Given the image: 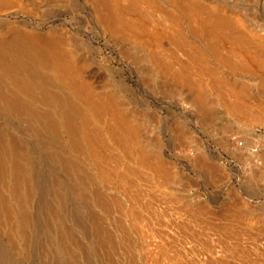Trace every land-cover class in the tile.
Returning <instances> with one entry per match:
<instances>
[{"label":"bare ground","instance_id":"1","mask_svg":"<svg viewBox=\"0 0 264 264\" xmlns=\"http://www.w3.org/2000/svg\"><path fill=\"white\" fill-rule=\"evenodd\" d=\"M92 1L93 9L97 7L100 12L97 17L101 18L104 33L120 44L125 43L129 51L144 48L146 54L140 55L151 62L153 76L168 84L171 93L177 96L175 104L180 109L191 116L200 113L210 119H225L217 120L225 121L223 132L210 136L225 148L229 158L223 157L226 153L223 148L211 150L193 142L186 151V145L181 147L183 144L178 142L175 146L184 148L181 152H163L160 144L150 139V117L131 101L129 94L133 86L124 74L117 84L109 80L98 87L92 79L89 83L84 78L91 60L70 41L73 38L70 39L69 32L54 31L52 38H49L51 34L48 38L46 35L39 38L37 31L29 34L21 25L8 27L5 23V28H0V264H193L192 251V257L188 256L193 260L183 251L189 243V250L191 247L195 250V239V242L191 240L194 246L188 241L184 250L180 247L181 254L179 246L173 247L178 244V238L164 249L172 237L164 239L167 241L163 240L164 245L160 244L162 241L155 243L164 232L160 233L156 225V233L160 234L158 238L154 236L151 244L164 246L163 255L158 249V254L165 256L163 261L162 256L160 260L159 255L150 254L155 248L157 251V246L151 251L149 241H145L146 245L141 241L145 233L149 238L153 236L146 229L147 223L155 225L167 219L164 217L175 221V215L182 217L179 224L191 238L199 237L196 235L199 231L225 232L233 244L226 250L227 244L224 248L221 239L218 243L225 251L214 246L217 242H212L213 233L210 237L220 254L223 251H227V256L228 251L232 254L237 245H244L246 249L252 240L254 245H264V212H259L250 200L252 188L264 182V78L245 79L248 74L256 75L257 64H254L260 53L264 54V0H159L173 5L176 12L171 6L168 8L171 11H164L167 8L161 5L163 10L159 7L156 13L159 19L151 20L152 27L148 13L150 8L157 7L155 2L150 6V0ZM11 2L0 0V19L7 16L4 12L12 8L10 5L14 2ZM33 7L22 8L25 11ZM44 38L51 41L46 42ZM163 39L168 40L166 46L162 45ZM117 46L124 48V44ZM135 51L132 52L135 54ZM130 54L133 58L139 55ZM182 90H186V98L180 96ZM212 124L208 125L212 127ZM185 129L180 128L177 137L186 136V140L189 134ZM198 170L211 178L210 183L229 174L231 180L239 182L234 181L239 185L236 186L238 194L248 201L236 194L237 191L235 195L234 188L230 192L228 189L220 202L215 197L202 196L203 191L198 192L202 197L195 196L197 191L194 195L191 192L192 197L186 195L185 190L189 191L194 183L189 185L193 179L189 178ZM215 237L218 238L217 234ZM182 238L183 235L180 242ZM200 238L207 237H199L198 242ZM203 241L200 242L203 244ZM253 244L249 245L252 249ZM36 245H42L38 252ZM134 245H143L142 251L149 245L148 254L145 253L148 256H142L144 260L136 258ZM206 246L195 251H202ZM173 248L177 250L174 252ZM257 252L259 260L261 254ZM214 253L212 256L209 252L208 264ZM219 255L215 254L214 259ZM247 257H240L245 260L242 263H249ZM254 258L255 264H264L261 258L259 262ZM226 259L218 263L229 264Z\"/></svg>","mask_w":264,"mask_h":264},{"label":"rangeland","instance_id":"2","mask_svg":"<svg viewBox=\"0 0 264 264\" xmlns=\"http://www.w3.org/2000/svg\"><path fill=\"white\" fill-rule=\"evenodd\" d=\"M12 2H11V4L12 5H10V7H12V8H10L9 10H7V11H5L4 13H7V16H5V19L4 18H2V19H0V25L2 26H0V28H5V23L7 24V26L9 25L10 27H17V28H19L20 27V25H21V27H22V29L24 28V31L25 32H27V31H29L30 33L29 34H33L34 32H36V34H34V35H36L37 37L39 36V38H42V37H45L44 35H46V37L48 38L49 37V35H50V37L49 38H52V35L54 36V33L55 32H69V33H67V34H69V36H70V39L71 38H73V40H70L71 42H74L73 44H74V46H76L78 49H79V52L81 53V54H84L85 55V58L86 57H88L87 59H88V61L89 60H91V62L89 61V63L90 64H87L88 66H87V69L84 71V73H83V75H85L86 74V72H87V74L85 75V79L90 83V79H92V83L93 82H95L96 84H94V85H97L98 87L99 86H102V85H104V84H106L105 82L107 81V82H110L111 81V84L112 83H114L113 85H115V84H117V82L121 79V75H123V76H126V79H127V82H128V84H130V85H132L133 86V90H132V92H130V94H129V96L131 97V101L135 104V107L136 108H139V110L142 112V113H147L148 114V117H150L149 118V131H150V139L152 140V141H156V142H158L159 144H160V147H161V150L163 151V152H166L167 154H171L173 151H175V152H181V151H179V150H181V149H184V148H180V146H178L179 147V149H178V147H176L175 146V144L177 145V144H179L180 142V145L181 144H183L181 147H183L184 145H186V147H185V149H184V151H186L187 149L186 148H189L190 146H188L189 145V143L190 142H193L195 145H199V146H203V147H207L208 149H211V150H213V149H215V148H217V149H221V148H223L222 150H225V148L224 147H222V146H220V145H217L216 144V142H214L213 141V136L214 135H216L217 133H222L223 132V125H224V123H225V121L223 122V123H221L223 120H225L224 118L223 119H221V117H219V119H221V122H218L217 120H219L218 118H209V116H205V114H200L199 113V116L197 115L198 113H196V114H194V116H191V115H188L186 112H184L182 109H180L175 103V101H177V96L175 97L172 93H171V90H170V88H169V86H168V84H167V86H166V84H164L163 82H161V80L159 79V78H156L155 76H153V74L151 73V71H152V64H151V62L150 61H146V60H144L143 59V57L141 56V55H143L144 56V54H146V51L144 50V48H141V47H136V48H133L134 50H136L135 51V54H139V55H135L134 54V52H132V51H134L133 49H130V51H129V48L126 46V44L125 43H123L124 44V46H122L123 44H120L119 42H117V41H115L116 39L115 38H113V37H111V36H107L104 32H105V30H104V27H103V23L102 22H100L101 21V18L99 17H97V16H100V12H99V10L97 9V7H95L94 9H96L95 10V13H94V9H93V6L92 5H95V4H93L94 2L92 1V0H57V2H56V0H29L30 2L29 3H27L28 1L26 0V3L24 2L25 0H18V2L15 0H11ZM91 3H90V2ZM150 6H153V5H151L152 4V2H155V4H156V6L158 7H155V8H150V12L148 13L149 15L151 14V16L153 15V17H152V19H151V16H150V26L154 23H152L151 22V20L153 21V20H155L156 19V22L158 21V19H159V15L158 14H156V13H158V11H160V8L159 7H161V10H163V6H164V8L166 7L167 8V10L166 9H164V11H171V10H168V8L169 9H171V7H172V9L174 8L173 7V5H167V4H165V3H161V1H159V0H157V1H154V0H150ZM157 2V3H156ZM16 3V4H15ZM20 3V4H19ZM21 3L24 5V6H22L21 5ZM31 3V4H30ZM28 6H27V5ZM92 4V5H91ZM160 4V6H158ZM17 5L19 6V8L17 7ZM161 5H163V6H161ZM15 6V7H14ZM21 6V7H20ZM29 6L30 7H33L32 9L30 8V9H27V10H25L24 11V9L23 8H29ZM169 6H171V7H169ZM23 7V8H22ZM158 10H157V9ZM18 9V10H17ZM175 9V8H174ZM173 9V11H175ZM12 10H13V12H12ZM15 10V11H14ZM23 10V11H22ZM28 10H31V11H29L28 12ZM97 11H98V14H97ZM146 12V11H145ZM176 12V11H175ZM13 13V14H12ZM20 13V14H19ZM22 13V14H21ZM153 13V14H152ZM155 13V14H154ZM161 13V12H160ZM19 15V16H18ZM156 15V16H155ZM158 15V16H157ZM11 16V17H10ZM7 17V18H6ZM16 17V18H15ZM155 17V18H154ZM156 17H158V18H156ZM10 18V19H9ZM154 18V19H153ZM12 19V20H11ZM20 20L21 22H18V21ZM12 22V23H11ZM14 22V23H13ZM155 22V23H156ZM17 25H16V24ZM24 23V24H23ZM25 23H26V25H28V26H26L25 25ZM102 23V24H101ZM15 24V25H14ZM5 25V26H4ZM154 25V24H153ZM8 26V27H9ZM24 26H26V27H24ZM34 27V28H33ZM152 27V26H151ZM37 28V29H36ZM51 28H53V29H51ZM56 28H58V31H57V29ZM60 28V29H59ZM62 28V29H61ZM25 29H28V30H25ZM32 29V30H31ZM42 29V30H41ZM49 30V31H47V30ZM33 33H32V32ZM41 31V32H40ZM47 31V33H45ZM52 33H51V32ZM55 31V32H54ZM183 31V30H182ZM39 32V33H38ZM43 32V33H42ZM63 32V33H64ZM65 32V33H66ZM186 33L187 35H188V32L187 31H183V33ZM28 33V32H27ZM45 33V34H44ZM104 33V34H103ZM184 33V35L185 36H187L186 34ZM56 34V33H55ZM48 35V36H47ZM103 36V37H102ZM45 37V38H46ZM111 40V41H109V39ZM44 38V41L46 40ZM106 39H107V41H106ZM189 39V38H188ZM48 40V41H47ZM46 40V42H49V41H51V40H49V39H47ZM165 40V41H164ZM113 41H115V43L117 44V45H120V46H122V47H124V48H120L119 46H117L116 44H114L113 43ZM191 41V40H190ZM164 42V43H163ZM168 44V40L167 39H163V41H162V45H164V46H166V43ZM192 42V41H191ZM114 45V46H113ZM115 45H116V47H115ZM168 46V45H167ZM119 47V48H118ZM163 48H165V47H163ZM123 49V50H122ZM127 51H126V50ZM125 50V51H124ZM139 50V51H138ZM124 52V54H123V52ZM130 53H132L133 55L132 56H134V58L135 57H137V58H133V57H129V56H131V54ZM140 53H141V55H140ZM143 53V54H142ZM128 55V56H127ZM264 56V54H262V53H260V58L256 61L257 63H255L254 65H256L255 66V73L254 74H256V75H250V74H248L249 76H247L246 74H240V75H242V76H244V75H246L245 76V79H247L248 81H250V79L251 80H253V81H256V80H260V79H263L264 78V61L262 62V61H260V60H263V58L264 57H262V56ZM126 57V58H125ZM131 58H133V59H131ZM95 60H96V62H95ZM137 60V61H136ZM102 61V62H101ZM104 61V62H103ZM126 61V62H125ZM134 61H136V64L138 65V67H137V65L136 64H134L135 62ZM146 61V62H145ZM131 62H132V64H131ZM134 62V63H133ZM127 63V64H126ZM258 63H260V67H258ZM263 63V64H262ZM143 67H142V66ZM151 65V66H150ZM146 66V67H145ZM109 67V68H108ZM111 67H113V68H111ZM120 67V68H119ZM123 67V70H125V71H123L121 68ZM126 67V68H125ZM149 67L151 68L150 70H147V69H149ZM143 68V69H142ZM128 69V70H127ZM141 69H142V71H141ZM259 69L260 71L258 72L257 70ZM121 72H120V71ZM133 70V71H132ZM138 70V72L136 73V71ZM146 70V71H145ZM144 71V72H143ZM148 71H149V73L151 74H145V73H148ZM221 71H222V69H221ZM144 74H143V73ZM258 72V73H257ZM261 72V73H260ZM221 74H225V73H222L221 72ZM260 74V75H259ZM144 75V76H143ZM91 76V77H90ZM263 76V77H262ZM250 77V78H249ZM255 77V78H254ZM262 77V78H261ZM257 78V79H256ZM104 80V81H103ZM110 80V81H109ZM102 81H103V84H101L102 83ZM91 83V84H92ZM97 83H100V84H97ZM151 83V84H150ZM161 83V84H160ZM92 86H93V84H92ZM94 87H96V86H94ZM167 89H168V91H167ZM165 92V93H162V92ZM183 92H181L182 94L180 95V96H184L183 98H186L188 95L186 94L187 92H186V90H182ZM186 93H185V92ZM171 95V96H170ZM175 114V115H174ZM187 114V115H186ZM150 115V116H149ZM152 115V116H151ZM202 115V116H201ZM203 118L204 116L206 117V119H207V121H205V117H204V119H202L201 117ZM179 117V118H178ZM195 117V118H194ZM198 119H199V121H198ZM203 121H202V120ZM209 119H210V121H209ZM214 120V123L212 124L211 122H213V120ZM200 120L203 122H200ZM217 121V123H219V125L216 123V121ZM209 121V122H208ZM220 121V120H219ZM204 122H205V124L207 123V125L208 124H212V127H210V125H208L209 126V128H208V126H205V124H204ZM185 124V125H183V124ZM223 124V125H222ZM180 125H182V127L180 126ZM220 125H222V126H220ZM204 126V127H203ZM182 128V129H185L187 132H188V134H189V136L187 135V139L186 140H188V141H186L185 140V138H186V136H185V138L183 137L182 138V136H179V137H177L178 135H180L179 134V130H180V128ZM184 127V128H183ZM178 128V129H177ZM213 131H211V130ZM179 131V132H178ZM176 132H177V134H176ZM191 132V133H190ZM214 132H217L216 134H214ZM193 134V135H192ZM196 134V135H195ZM213 135V136H210V135ZM205 135V136H204ZM175 136H176V138H179L178 140H176L177 141V143H174V142H176V141H174L176 138H175ZM183 139L182 141H181V139ZM212 138V139H211ZM184 140L188 143V144H185V142H184ZM194 140V141H193ZM161 142V143H160ZM179 142V143H178ZM200 142V143H199ZM202 142V143H201ZM172 143V144H171ZM210 144V145H209ZM174 146V147H173ZM188 146V147H187ZM209 146V147H208ZM176 147V150H172L173 148H175ZM172 148V149H171ZM177 149H178V151H177ZM183 151V150H182ZM225 154H223V157H225L226 159H228L229 158V153H227V151L225 150ZM229 166H231L230 164H229ZM238 168V167H237ZM199 172H193L192 173V175H193V177H190L189 179H191V178H193V179H191V183L190 182H188V184L189 185H192V183H193V185L192 186H190V189H189V191H186L185 190V193H186V195H190L191 196V192L193 193L192 195H194L195 194V192H196V194H195V196H198V197H202V196H207L208 195V197L210 196V197H215V199L217 198V200H216V202H220L221 200H222V196H225V195H227L226 193H228V191L230 192V190L232 191V189L234 188V189H236V186L237 187H239V185L237 184H235L234 183V181L236 182V183H239V182H237L238 180L237 179H234V181L233 180H231V176L229 175V174H223L225 177H220V178H218L217 180L219 181V183H217L218 181L217 180H211V183H210V181H209V179H211L210 177H207L208 175H206V173L205 172H203V173H205V175H203V173H202V171H200V170H198ZM200 173H202V174H200ZM195 174H198L197 176L195 175ZM196 176V177H195ZM206 176V177H205ZM222 176V175H221ZM197 177H199L198 178V180L200 179V178H203L204 180H202V179H200L199 181L197 180ZM196 178V179H195ZM221 178H222V180H221ZM207 180V181H206ZM229 180V181H228ZM209 181V182H208ZM217 181V182H216ZM206 182V183H205ZM213 182H214V184H213ZM216 182V183H215ZM204 183H205V185H204ZM263 183V184H262ZM261 183V185H262V187H261V185H257V189H258V191H257V189H256V191H252V190H255L254 188H252V190L250 191V194L253 196V198H250V200H251V204L254 206V207H256L257 209H259L258 211L259 212H264V182H262ZM208 186H207V185ZM210 184V185H209ZM188 185V186H189ZM213 185V186H212ZM218 185V186H217ZM205 186V187H204ZM260 186V187H259ZM192 187V188H191ZM207 187H208V189H207ZM232 187V188H231ZM259 187V188H258ZM205 188V189H204ZM211 188V189H210ZM203 189V190H202ZM213 189V190H212ZM229 189V190H228ZM233 189V193H234V191L236 192L237 191V193L236 194H238V193H240L239 192V190L238 189H236V190H234ZM251 189V188H250ZM261 189V190H260ZM205 190H207V191H205ZM208 190H209V192H208ZM213 192H212V191ZM228 190V191H227ZM194 191V192H193ZM202 191H203V194H202ZM211 191V192H210ZM221 191H222V193H221ZM263 191V192H262ZM190 192V193H189ZM201 192V194H202V196H200L199 195V193ZM206 192V193H205ZM216 192V193H215ZM225 192V193H224ZM188 193V194H187ZM198 193V194H197ZM205 193V194H204ZM209 193H211V195H209ZM218 193V194H217ZM212 194H215V195H212ZM235 194V193H234ZM235 194V195H236ZM238 195H240V194H238ZM217 196H219V198L217 197ZM192 197V196H191ZM209 197V198H210ZM222 197V198H221ZM240 197L241 198H243V199H246L247 201H248V198H246V197H244V196H241L240 195ZM215 199H214V201H215ZM221 199V200H220ZM212 200V199H211ZM250 200H249V202H250ZM216 202H215V205H216ZM214 204V203H213ZM187 207V206H186ZM150 214H151V211H150ZM183 215V214H182ZM175 217H176V219H177V223L178 224H175L176 223V219H175V221L173 220H171V217H164V218H167V219H164L163 221H165V223H164V225H163V221H159L158 223H156L155 225H154V223L153 222H150V226L148 225V223L146 224V229H147V231L149 230V232H150V234H151V236H152V233H153V236L152 237H150L149 238V234L148 233H145V231L143 230L142 231V235H143V232L145 233V234H147L148 235V237H147V235L145 236V234L143 235V239H142V236H141V232L139 231V234H140V238L142 239L141 241L144 243L145 241L147 242V241H149V242H147L148 244L150 243V250L152 251L156 246H157V244L160 242V241H162V243H160V244H162V245H164L167 241H165L164 239H166V240H168V238H169V236H171L172 238H169V241L167 242V244H165V245H167V246H165V248H164V246L163 247H160L161 245L159 244L157 247V251L154 249L153 250V252H150V254L152 255V256H155V254L156 255H159L160 257H156L157 259H160L161 260V256L165 253L162 249L164 248V249H167L166 247H168L169 248V244L171 243V244H173V243H176L175 241H177V238L180 240V238L182 237V235H183V238L181 239V242L178 240V244L176 245V246H173V247H178L179 246V249H180V254H181V252H182V250H181V248L180 247H182V249L184 250V247L187 245V243H189L188 241H191V240H193L194 242H195V240H197L196 241V245H195V243L193 242V241H191V243L193 242L194 243V245L196 246V248L198 247L199 249H200V247H202V245L203 246H208V248H207V246H206V249L208 250V249H210V253H211V255L213 256V254H212V252L214 253L215 252V250L219 253L220 251H218L217 250V248H220V247H222L223 245V247L225 248V246H226V244H227V246H226V250H227V248L228 249H230L229 247L230 246H233V244L230 242V239H229V237L226 235V233L225 232H219V231H214V233H213V238H212V233L211 232H208V234H210V236H206V235H208L207 233H202V232H204V231H199L200 233L199 234H196V235H199V237H207V238H203V240H202V238H200L199 240L202 242L203 241V244L201 243V244H199V242H198V238L199 237H197V239H196V237H193V238H191L192 237V235H190L188 232H187V229L185 228V227H183L181 224H179L180 222L179 221H181L182 222V217L181 216H177V215H175ZM175 217H173V219L175 218ZM180 217H181V219H180ZM144 219H146L145 217H143ZM168 219H170L171 221H169ZM184 219H185V217H184ZM183 219V220H184ZM150 221H152V220H150ZM167 221H169V223H173L174 222V224H169ZM162 222V223H161ZM160 224H162V225H160ZM168 225L167 227H166V225ZM152 225H154V226H152ZM157 225V228H159V229H161L160 230V233L162 232V231H164L163 233H159V231H158V233H156L157 232V228L155 227ZM161 227H160V226ZM169 225H171L172 226V228L174 229V230H177V231H175V232H178L179 233V236H178V233H174V230L171 228V226L169 227ZM173 225H174V227H173ZM178 225V227H176V226ZM181 225V226H180ZM147 226H148V228H147ZM152 226V227H151ZM179 226H180V228H181V230L183 229H186V230H180V232H183V233H181L182 235L180 236V232H179ZM149 227H151V228H153V229H151V231H150V229H149ZM155 227V228H154ZM163 228V229H162ZM178 228V229H177ZM157 229V230H156ZM169 229V230H168ZM172 229V230H171ZM155 231V232H153V231ZM165 230H168L169 231V233L166 231V233L167 234H165ZM187 233H186V232ZM152 232V233H151ZM197 232H198V230H197ZM175 235H174V234ZM202 233V234H201ZM217 234V236H218V238L217 237H215L216 236V234ZM154 234H156V235H154ZM158 234H160L159 236H160V238H158L159 236H158ZM174 235V237H173V235ZM184 234H188L187 236L189 237H187L186 238V235L184 236ZM215 234V235H214ZM162 235H166L164 238H161V237H163ZM203 235V236H202ZM226 235V236H225ZM254 235V234H253ZM253 235H251V237L253 236ZM154 236H155V238L157 237L158 239H155L154 238ZM178 236V237H177ZM219 236H221V238H219ZM208 237L210 238H212V242H217V243H215V247L217 246V248H215L214 249V247H213V244H212V242L210 241L211 240V238L209 239V241L207 242V240H208ZM155 240H154V239ZM219 239V240H215V239ZM148 239V240H147ZM149 239H152V241L151 240H149ZM160 239V240H159ZM162 239V240H161ZM188 239V240H187ZM190 239V240H189ZM195 239V240H194ZM207 239V240H206ZM221 239H223L222 240V242L223 243H225V244H221V243H218V242H220V240ZM252 239H253V237H252ZM153 240H154V242L156 241V240H159V241H156L155 243H157V244H151V242H153ZM165 241V243H163L164 241ZM171 240H175L174 242L173 241H171ZM185 240H187V242L185 241ZM214 240V241H213ZM171 241V242H170ZM144 243L145 245L147 244V243ZM170 242V243H169ZM182 242H185L184 244L182 243ZM198 242V243H197ZM252 242H254L253 240H252ZM251 241H249L248 242V248H243L244 247V245H237V247H238V250H244V252H241V251H239V253H238V250H237V247H236V250L234 249L233 251H232V254L230 253L229 254V251H228V256H227V254H226V252H224L225 250H224V248L222 247V248H220L219 250H224L223 251V255L222 254H218L217 252L216 253H214V258H215V254L218 256L219 255V257H220V261H221V263L222 262H225V260L224 261H222L221 259H225V258H227L226 259V263H229V264H233L234 262H236V263H234V264H246V262H244V263H242V261H247V259L245 258V260H242L240 257L243 255V256H248L247 258L249 259L248 261H249V263L247 262V264H255L254 263V260H255V258L254 257H256V259L258 260V258H257V254L255 253L256 251H258L257 253L260 255L261 253H260V251H262L263 249H264V247L263 248H260V246L262 247V245H257V243H255L257 246H259V247H257L256 245H254L253 243H252ZM259 243H262V242H260V241H258ZM193 243H192V246H194L193 245ZM206 243V244H205ZM207 243H209V244H207ZM250 243H252L254 246H252L253 247V249L252 248H250L251 246H249V245H252V244H250ZM181 244V245H180ZM183 244V245H182ZM197 244L198 245H200V246H197ZM205 244V245H204ZM217 244V245H216ZM144 245V246H145ZM155 245V246H154ZM185 245V246H184ZM189 245H190V243H189ZM189 245H188V248L186 247L185 248V250L183 251L184 252V255L186 256V257H188L189 259L193 256L194 258V260L193 259H190V260H193V261H191V262H194L193 264H208V261L207 260H209L210 258H211V255L209 254V252L206 250V249H204V247L203 248H201V249H203L202 251L201 250H199V252L198 253H200V252H207V253H205L206 254V258L208 257V259H206L205 258V254L203 255V254H201L202 256H204V258L200 255V254H198L195 250H196V248H195V250H194V248L193 247H191L190 248V250H189ZM212 245V247H210ZM221 245V246H220ZM247 245H245V247H247ZM37 247V252L38 251H40V247H42V245H36ZM136 248L134 249V254H136L135 256H136V258L138 257V259L140 260H144V258L145 257H147L146 256V254H148V252H147V249L149 250V248H148V246H146L145 247V250L146 251H142V246L140 245L139 247H138V245H134ZM234 246H236V245H234ZM264 246V245H263ZM141 247V248H140ZM154 247V248H153ZM170 247H171V245H170ZM242 248V249H240V248ZM256 249H255V248ZM140 249V251H139V249ZM147 248V249H146ZM153 248V249H152ZM160 248V249H159ZM172 248V247H171ZM176 248H173L172 250L174 251H176L177 249ZM253 250V252L250 250ZM144 249V248H143ZM158 249H159V252H160V250H161V254H158ZM249 251H248V250ZM254 249H255V252H254ZM257 249H259V250H257ZM138 250V251H137ZM198 250V249H197ZM206 250V251H205ZM221 250V251H222ZM142 251V252H141ZM157 253H156V252ZM163 251V252H162ZM174 251V252H175ZM186 251H190V254H189V252L187 253ZM191 251H192V254H191ZM237 251V252H236ZM246 251H247V253H250V252H252V253H250V254H252L250 257H249V255L246 253ZM139 252V253H138ZM144 252V253H143ZM147 252V253H146ZM193 252H195V253H193ZM141 253V254H140ZM146 253V254H145ZM243 253V254H242ZM244 253H245V255H244ZM253 253H254V255H253ZM262 253L264 254V250L262 251ZM138 254V255H137ZM154 254V255H153ZM208 254H209V256H208ZM239 254H240V256H239ZM263 254H261L260 256L261 257H259V255H258V257H259V260H258V262L259 261H262V260H264L263 258ZM150 255V259L152 260L153 258H152V256ZM191 256V257H189V256ZM197 255H198V258H197ZM226 255V256H225ZM142 256H145L144 258L142 257ZM201 256V257H200ZM216 256V257H217ZM231 256L233 257V259L231 258ZM253 256V257H252ZM141 257V258H140ZM164 257L165 256H162V260L161 261H163L164 260ZM218 257V258H219ZM223 257V258H222ZM143 258V259H142ZM195 258H197L198 259V262H197V260L195 259ZM201 258V259H200ZM203 258V259H202ZM213 258V257H212ZM213 258V260L214 261H216L215 262V264H217L218 262H220V261H218V258L217 259H214ZM243 258V257H242ZM254 258V259H253ZM262 260H261V259ZM188 259V260H189ZM206 259V260H205ZM229 259H230V262H228L229 261ZM154 260V259H153ZM152 260V261H153ZM204 260V261H203ZM212 260V259H211ZM213 260L210 262L209 261V263L210 264H212V262H213ZM232 260V261H231ZM235 260V261H234ZM257 260L255 261V262H257ZM152 261H150V262H152ZM160 261V262H161ZM202 263H201V262ZM207 262V263H206ZM220 263V264H221ZM192 264V263H191ZM214 264V263H213ZM219 264V263H218Z\"/></svg>","mask_w":264,"mask_h":264}]
</instances>
